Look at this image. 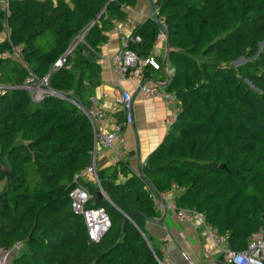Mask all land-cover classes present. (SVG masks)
<instances>
[{
    "label": "trees",
    "instance_id": "16d2710c",
    "mask_svg": "<svg viewBox=\"0 0 264 264\" xmlns=\"http://www.w3.org/2000/svg\"><path fill=\"white\" fill-rule=\"evenodd\" d=\"M136 1L7 0V13L0 11L9 33L0 51L21 47L18 57L0 56V84L16 86L0 92V164L8 170L0 167V248L20 244L13 264H162L144 231L145 219L158 216L145 183L165 191L174 182L176 207L201 212L236 250L264 226V0H155L172 68L166 87L180 106L139 174L118 160L109 173L97 170L98 183L79 176L91 195L87 206L110 218L101 239L89 240L69 198L93 148L79 106L98 82L106 31ZM158 33L148 19L132 30L140 41L128 46L147 56ZM29 73H48L57 94L34 101L19 87ZM119 173L125 179L116 182ZM99 189L106 197L97 200Z\"/></svg>",
    "mask_w": 264,
    "mask_h": 264
},
{
    "label": "crops",
    "instance_id": "0c3cea01",
    "mask_svg": "<svg viewBox=\"0 0 264 264\" xmlns=\"http://www.w3.org/2000/svg\"><path fill=\"white\" fill-rule=\"evenodd\" d=\"M153 2L155 5V0H153ZM7 4V0H0V11L4 10L7 13ZM124 10L126 11L125 17L123 19H113V26L106 31L107 39L99 46V51L96 53V60L100 67L98 82L95 84L85 106L90 103L92 97H96L98 99V104L104 112V118L107 124L112 125L113 122H117L121 119L116 103L119 93L122 89L132 92V122L122 128L121 135L114 140L111 147H97L95 156L93 152L95 147L93 132L91 157V163L94 159L97 170L105 169L108 173V168L110 166L117 164L118 160H124L128 164V174L131 175L140 171L142 161H146L150 152L155 149L162 140L168 129L166 119L170 116H175L179 109L180 101L176 97V94L169 91L166 87L169 77L172 74V68L169 66L170 63L167 59L168 47L166 45L165 33V38L159 44H155L154 40L151 52L147 55H153L154 58L157 57L162 59V71L155 68L151 69L152 67L148 65H143V70L145 68L147 71L146 76L143 75V80L152 79L165 82V86L162 90L168 91L170 96H168V98H164L161 95H154L149 98L143 96L137 90V81L135 78L118 82L111 62V57L120 47V35L117 32L118 27H120L125 34L130 35L137 24L144 23L148 19L154 20L152 18L149 0H137L133 6H125ZM159 20L161 21V19ZM0 21L2 27L0 31V42L3 40L9 41L8 26L4 19L0 18ZM159 32L162 31L159 29ZM12 49V53L8 50L0 51V56H20L19 52L14 48ZM147 56L140 57L144 59ZM140 67V65H137V67L132 68L130 72ZM124 179L125 177L122 174H117L116 182L123 181ZM85 180L95 182L90 175H85L82 181ZM99 191L102 192L105 198V193L101 189H99ZM180 191L181 188L178 186L172 189L171 184L168 190L158 191L160 193L167 192L162 197L163 202L161 205L157 206L153 202L158 216L153 219H145L144 221V231L147 235L153 237L155 245L161 251L163 256L162 264H222V258L216 252H213V256L210 259L205 257V251L210 247L209 241L201 237L191 223L179 220L169 207L170 203H175V196L179 194ZM2 253L3 252L0 250V255ZM14 254L15 252L10 255L6 264H13L12 259Z\"/></svg>",
    "mask_w": 264,
    "mask_h": 264
},
{
    "label": "built area",
    "instance_id": "2783aa9c",
    "mask_svg": "<svg viewBox=\"0 0 264 264\" xmlns=\"http://www.w3.org/2000/svg\"><path fill=\"white\" fill-rule=\"evenodd\" d=\"M1 23V21H0ZM117 32L120 35V47L116 53L111 57L113 69L116 73L118 82L126 79L135 78L137 81V90L145 97L149 98L154 95H161L164 98H168L170 93L162 88L165 86V82L155 80H143L142 70L143 65L151 66L152 68H158L159 63L155 60L153 55L147 56L142 59L135 50L131 49L128 45L130 41L139 42L140 36L131 34H125L120 27ZM83 33L77 36L71 46H69L62 55L54 62L52 69L61 66L66 59V56L71 53L74 45L78 40H81ZM165 38V34L159 32L155 38V44L160 43ZM17 52L21 50L20 46L13 47ZM140 65V68L130 72L134 67ZM56 66V67H55ZM48 73L43 77H38L34 73H29L24 77L23 83L19 87L26 88L33 100H40L45 94L52 93L57 94L48 86ZM14 85L0 84V92H5L8 89H12ZM117 110L121 119L117 122H113L112 125H108L104 112L98 104V99L92 97L90 103L87 106H79L83 113L90 120L93 132H94V156L97 152V147L107 148L111 147L114 140L121 135L122 128L129 125L133 120V94L128 90L122 89L117 99ZM175 116H170L166 119L168 126L173 122ZM146 161H142L140 168L145 166ZM139 174V172H136ZM90 175L93 180L98 183L97 169L95 160L82 169L76 176V184L69 190L70 205L74 212L81 214L86 233L90 241L97 242L101 239L103 234L110 226V218L107 211L101 206L89 207L87 203L91 197L89 191L78 182L79 176ZM146 184V188L149 191V196L155 205L162 204V197L167 192H158L150 188ZM171 188H177L175 183H171ZM169 207L174 212L175 216L179 220L187 221L193 225L199 235L209 241L210 247L205 251V257L210 259L213 256V252H216L222 258V264H264V226H261L257 231L253 232L248 240L246 247L241 250L232 248L225 237V235L218 232V230L208 223L204 215L196 209L189 208H177L175 203H170ZM20 244L17 243L12 248H0V264H6L10 255L17 252Z\"/></svg>",
    "mask_w": 264,
    "mask_h": 264
},
{
    "label": "water",
    "instance_id": "95a60500",
    "mask_svg": "<svg viewBox=\"0 0 264 264\" xmlns=\"http://www.w3.org/2000/svg\"><path fill=\"white\" fill-rule=\"evenodd\" d=\"M149 2H150L151 10H152V18H153L154 21L156 22V24H157V26L159 27L160 31H162L163 33H165V32H166V29H165L164 25L161 23V21L159 20V18H158V16H157V12H156V10H155V5H154L153 0H149ZM166 45H167V44H166ZM55 67H56V66H55ZM220 166H221V167H224L225 165H224V164H221ZM0 167H1L4 171H7V172H8V170H7L6 168L2 167L1 164H0ZM96 194H97V198H96L97 200L103 197L102 192L99 191V190L97 191ZM125 218H130V216H129L128 214H126V215H125Z\"/></svg>",
    "mask_w": 264,
    "mask_h": 264
},
{
    "label": "rangeland",
    "instance_id": "374dc122",
    "mask_svg": "<svg viewBox=\"0 0 264 264\" xmlns=\"http://www.w3.org/2000/svg\"><path fill=\"white\" fill-rule=\"evenodd\" d=\"M245 57H240L237 61L233 62L232 65L235 67L245 61Z\"/></svg>",
    "mask_w": 264,
    "mask_h": 264
}]
</instances>
